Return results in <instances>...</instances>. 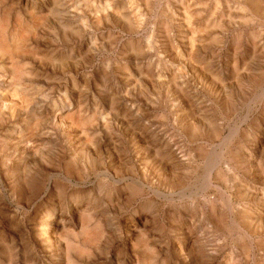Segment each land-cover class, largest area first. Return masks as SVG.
Returning a JSON list of instances; mask_svg holds the SVG:
<instances>
[{
  "label": "rangeland",
  "instance_id": "1",
  "mask_svg": "<svg viewBox=\"0 0 264 264\" xmlns=\"http://www.w3.org/2000/svg\"><path fill=\"white\" fill-rule=\"evenodd\" d=\"M1 40L0 264H264V0H0Z\"/></svg>",
  "mask_w": 264,
  "mask_h": 264
},
{
  "label": "bare ground",
  "instance_id": "2",
  "mask_svg": "<svg viewBox=\"0 0 264 264\" xmlns=\"http://www.w3.org/2000/svg\"><path fill=\"white\" fill-rule=\"evenodd\" d=\"M147 1V0H146ZM175 1V0H174ZM259 1V0H258ZM109 3H110V1H109ZM133 3V2H132ZM135 3H137V2H135ZM161 3V2H160ZM228 3V2H227ZM108 4V3H107ZM139 4V3H138ZM87 5V4H86ZM100 5V4H99ZM132 5V4H131ZM228 5V4H227ZM101 6V5H100ZM132 6H136V5H132ZM144 6V5H143ZM180 6V5H179ZM197 6V5H196ZM226 6V5H225ZM229 6V5H228ZM260 6V5H259ZM178 7V6H177ZM193 7V6H192ZM134 8V7H133ZM141 8V7H140ZM183 8V7H182ZM200 8V7H199ZM260 8V7H259ZM93 9V8H92ZM139 9V8H138ZM138 9L136 10V11H138ZM186 9V8H185ZM194 9V8H193ZM261 9V8H260ZM129 10H131V9H129ZM142 10V9H141ZM141 10H139V11H141ZM144 10V9H143ZM191 10V9H190ZM263 10V9H262ZM97 11V10H96ZM136 11H135V13H136ZM145 11V10H144ZM241 11V10H240ZM123 12H124V10H123ZM236 12V11H235ZM242 12V11H241ZM258 12V11H257ZM138 13V12H137ZM170 13V12H169ZM188 13V12H187ZM231 13V12H230ZM144 14V13H143ZM214 14V13H213ZM240 14V13H239ZM249 14V13H248ZM60 15V14H59ZM95 15V14H94ZM145 15V14H144ZM171 15V14H170ZM186 15V14H185ZM6 16V15H5ZM4 16V17H5ZM105 16V15H104ZM117 16V15H116ZM129 16V15H128ZM189 16H191V15H189ZM199 16H201V13L199 14ZM30 17V16H29ZM139 17H141V15L139 16ZM185 17V16H184ZM192 17H194V16H192ZM198 17V16H197ZM170 18H172V15H171V17ZM199 19V18H198ZM197 19V20H198ZM209 19H211V18H209ZM33 20V19H32ZM208 20V19H207ZM20 21V20H19ZM118 21H119V19H118ZM128 21V20H127ZM188 21V20H187ZM209 21V20H208ZM241 21V20H240ZM35 22V21H34ZM130 22V21H129ZM186 22V21H185ZM184 21H183V23H185ZM190 22V21H189ZM188 22V23H189ZM14 23V22H13ZM127 23V22H126ZM174 23V22H173ZM232 23V22H231ZM251 23V22H250ZM253 23V22H252ZM186 24H187V22H186ZM260 24V23H259ZM24 25V24H23ZM198 25V24H197ZM209 25V24H208ZM236 25V24H235ZM39 26V25H38ZM77 26V25H76ZM129 26V25H128ZM127 26V27H128ZM186 26H189V24L188 25H186ZM142 27V26H141ZM191 27V26H190ZM206 27V26H205ZM24 28V27H23ZM138 28V27H137ZM246 28V27H245ZM12 29V28H11ZM29 29V28H28ZM34 29V28H33ZM128 29H130V28H128ZM183 29V28H182ZM181 29V30H182ZM207 29V28H206ZM226 29V28H225ZM35 30V29H34ZM158 30V29H157ZM215 30V29H214ZM32 31V30H31ZM160 31V30H159ZM189 31V30H188ZM212 31V30H211ZM216 31V30H215ZM10 32V31H9ZM14 32V31H13ZM26 32H27V30H26ZM177 32V31H176ZM190 32V31H189ZM197 32V31H196ZM206 32H207V30H206ZM30 34V33H29ZM206 34H209L208 32L207 33H205V35ZM22 35V34H21ZM192 35V34H191ZM11 36V35H10ZM179 36H181V35H179ZM199 36V35H198ZM200 36H201V34H200ZM199 36V37H200ZM171 37V36H170ZM205 37H207V36H205ZM12 38H13V36H12ZM3 39V38H2ZM37 39V38H36ZM186 39H189V38H186ZM210 39V38H209ZM213 39V38H212ZM7 40V39H6ZM6 40H1V51H3L4 53H6L5 55H7V53L8 54H11L12 55V53L13 52H16V51H19L20 50V48H21V44L20 43H18V41H15V42H13V44H12V42H11V44L12 45H9V42L7 43L6 42ZM200 40V39H199ZM13 41V40H12ZM153 41V40H152ZM211 41V40H210ZM209 41V42H210ZM149 42V41H148ZM195 42V41H194ZM168 43V42H167ZM190 43V42H189ZM211 43V42H210ZM148 44V43H147ZM196 44V43H195ZM150 45V44H149ZM181 45V44H180ZM197 45V44H196ZM201 45H202V43H201ZM169 46V45H168ZM194 46V45H193ZM171 48H172V46H171ZM204 48V47H203ZM192 49H193V47H192ZM195 49V48H194ZM264 50V49H263ZM28 51V50H27ZM2 52V53H3ZM192 52V51H191ZM186 53V52H185ZM19 54V53H18ZM26 54V53H25ZM35 54V53H34ZM191 54V53H190ZM189 54V55H190ZM197 54V53H196ZM196 54H195V56H196ZM14 55V54H13ZM24 55V54H23ZM179 55V54H178ZM192 55V54H191ZM2 56H3V54H2ZM30 56V55H29ZM0 57H1V55H0ZM5 57V56H4ZM35 57V56H34ZM6 58V57H5ZM32 58V57H31ZM178 58V57H177ZM182 58V57H181ZM184 59V58H183ZM192 59V58H191ZM194 59H195V57H194ZM4 60V59H3ZM190 60V57H189V59H188V62H190L189 61ZM54 63V62H53ZM191 63V62H190ZM189 63V64H190ZM14 64V63H13ZM184 64V63H183ZM247 64V63H246ZM245 65V64H244ZM14 67V66H13ZM192 67V66H191ZM197 67V66H196ZM246 68V67H245ZM244 68V69H245ZM3 69V68H2ZM10 69V68H9ZM196 69V68H195ZM7 70V69H6ZM243 70V69H242ZM17 71V70H16ZM199 71V70H198ZM202 71V70H201ZM248 71H250V70H248ZM244 72V71H243ZM246 73V72H245ZM210 74V73H209ZM228 74V73H227ZM15 76H17V75H15ZM0 79H2V78H0ZM14 79H15V77H14ZM244 80V79H243ZM12 81V80H11ZM196 83V82H195ZM13 87V86H12ZM215 88V87H214ZM212 89V88H211ZM18 91V90H17ZM227 91V90H226ZM225 91V92H226ZM13 93H14V91H12ZM4 93V92H3ZM17 93V92H16ZM24 93V92H23ZM27 93V92H26ZM2 94V93H1ZM15 94V93H14ZM31 94V93H30ZM34 94V93H33ZM7 96V95H6ZM6 96H5V99L7 100V98H6ZM3 98V97H2ZM2 101V100H1ZM9 102V101H8ZM4 103V102H3ZM6 103V102H5ZM1 105V104H0ZM3 105H6V104H3ZM12 105V104H11ZM6 107V106H5ZM4 107V108H5ZM3 108V107H2ZM1 108V109H2ZM2 111V110H1ZM4 111V110H3ZM2 111V112H3ZM9 114V113H8ZM4 116V115H3ZM70 116V115H69ZM82 117V116H81ZM66 118V117H65ZM70 118V117H69ZM101 119V118H100ZM68 120V119H67ZM85 120V119H84ZM96 120V119H95ZM81 122V121H80ZM79 125V124H78ZM77 127V126H76ZM79 127V126H78ZM70 128V127H69ZM217 128V127H216ZM218 129V128H217ZM76 130V129H75ZM64 132V131H63ZM30 134V133H29ZM45 134V133H44ZM84 135V134H83ZM193 135H195V134H193ZM31 137H32V135H31ZM208 137V136H207ZM264 137V136H263ZM68 138V137H67ZM72 141V140H71ZM77 144V143H76ZM81 153V152H80ZM101 156V155H100ZM87 157V156H86ZM206 157V156H205ZM207 159V158H206ZM21 163V162H20ZM149 170V169H148ZM209 171V170H208ZM24 177V176H23ZM83 204V202H82V200H76V201H74L73 202V205H74V207L75 208H77L76 210H78L79 208H80V205H82ZM84 213V212H83ZM84 218V217H83ZM53 235V234H52ZM68 245V244H67ZM204 247V246H203ZM67 251V250H66ZM68 254V253H67Z\"/></svg>",
  "mask_w": 264,
  "mask_h": 264
}]
</instances>
